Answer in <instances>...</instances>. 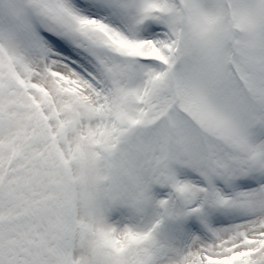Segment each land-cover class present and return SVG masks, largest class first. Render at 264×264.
I'll use <instances>...</instances> for the list:
<instances>
[{"label":"snow or ice","instance_id":"6c2138e0","mask_svg":"<svg viewBox=\"0 0 264 264\" xmlns=\"http://www.w3.org/2000/svg\"><path fill=\"white\" fill-rule=\"evenodd\" d=\"M0 264H264V0H0Z\"/></svg>","mask_w":264,"mask_h":264}]
</instances>
